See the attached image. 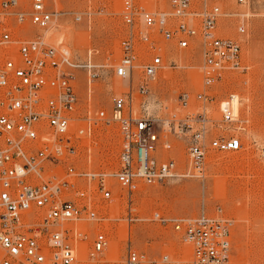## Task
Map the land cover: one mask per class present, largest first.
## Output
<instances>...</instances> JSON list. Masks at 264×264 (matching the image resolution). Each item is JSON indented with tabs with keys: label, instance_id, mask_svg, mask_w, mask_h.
Segmentation results:
<instances>
[{
	"label": "built area",
	"instance_id": "1",
	"mask_svg": "<svg viewBox=\"0 0 264 264\" xmlns=\"http://www.w3.org/2000/svg\"><path fill=\"white\" fill-rule=\"evenodd\" d=\"M123 1L125 30L119 59L108 64L90 60L79 64L63 41L48 37L64 14L50 9L49 0H0V264H78L69 231L61 225L104 217L94 207L95 190L78 187L76 179L96 182L106 201L113 198L109 181L115 180L127 191L131 206L132 194L140 184L154 185L179 174L202 177L211 152H237L243 147L236 133L247 129V120L236 112L238 97L230 94L220 101V118L211 111L216 100L213 86L230 71L249 69L241 40L219 32V20L229 14L218 5L208 7L207 2L196 8V0H168L169 10H149L134 0ZM241 16L245 20L247 15ZM75 20L80 21L81 16ZM27 25L42 32L21 35ZM237 29L246 33L244 23ZM157 34L176 40L181 49L189 48L200 36L203 89L194 95L180 93L178 109L169 111L164 106L163 115L151 117L144 111V100L151 91L150 82L167 67L155 44ZM80 68L88 70L90 82L99 78V69L107 68L129 85L126 93L113 97L108 117L101 112L96 118L80 119L89 121L88 130L75 128L80 102L75 71ZM137 72L140 85L130 87ZM98 120L119 126V168L114 172L79 171L68 159L77 154L80 140L91 135V124H98ZM168 135L189 138L184 173H178L174 158L160 155V149L173 148ZM71 192L85 204L71 198ZM153 219L182 232L192 251L190 264H231L234 220L222 208L214 215L204 212L196 217L168 218L157 212ZM75 234L82 236L77 231ZM108 244L107 235L97 233L91 257L103 253ZM168 261L167 255L149 258L129 247L123 264Z\"/></svg>",
	"mask_w": 264,
	"mask_h": 264
},
{
	"label": "rangeland",
	"instance_id": "2",
	"mask_svg": "<svg viewBox=\"0 0 264 264\" xmlns=\"http://www.w3.org/2000/svg\"><path fill=\"white\" fill-rule=\"evenodd\" d=\"M134 1L149 10L170 9L168 0ZM246 1L240 4L238 0H196L194 5L196 8H202L206 2L208 7L218 5L229 14L219 20V32L241 40L249 69L230 71L213 86L216 100L211 111L220 118V101L230 94L238 97V115L247 120V129L236 133L243 140L242 149L211 152L202 177H175L154 185L140 184L132 194L131 206L127 203V191L115 180L109 181L113 198L106 201L97 191L96 182L76 179L78 187L95 190L92 201L104 217V220L81 219L61 225V229L69 231L78 264H123L129 247L149 258L167 255L166 264H190L192 251L183 241L182 232L161 224L153 216L157 212L168 218L196 217L204 212L214 215L218 207L234 220L231 264H264V0ZM48 7L64 13L48 37L63 41L74 62L85 64L90 60L94 64H108L119 59L125 30L123 0H49ZM242 14L247 15L245 20ZM76 16H81V20L76 21ZM242 23L246 26L245 34L237 29ZM26 27L27 31L21 35L31 37L42 32L36 26ZM154 38L167 67L150 82L151 91L144 100V111L151 117L161 112L163 115L164 106L178 109L180 93L187 91L194 95L203 89L201 39L181 49L176 40H165L158 34ZM75 72L80 100L75 128L84 126L88 130L89 121L80 119L96 118L101 112L108 117L113 97L126 93L129 85L115 76L112 69H99V78L91 82L85 68ZM138 72L130 81V87L140 85ZM167 140L173 148L160 149L161 157L174 158L178 173L186 172L187 139L168 135ZM120 149L118 124L108 125L98 120V124H91V135L83 136L77 154L68 161L79 171L114 172L119 168ZM70 195L77 198L73 192ZM79 201L85 204L82 199ZM76 231L82 236L76 235ZM99 232L107 235L109 244L103 253L93 258L90 252Z\"/></svg>",
	"mask_w": 264,
	"mask_h": 264
},
{
	"label": "bare ground",
	"instance_id": "3",
	"mask_svg": "<svg viewBox=\"0 0 264 264\" xmlns=\"http://www.w3.org/2000/svg\"><path fill=\"white\" fill-rule=\"evenodd\" d=\"M166 10H169V9H166ZM197 37L200 38V36H197ZM196 39H197V38L193 39L192 41L195 42ZM193 42H192V43H193ZM201 46H202V45H201ZM177 67H178V66H177ZM177 67H176V68H177ZM238 106H239V101H236V102H235V108H236V112H237V113H238ZM166 107H167V106H166ZM164 108H165V107H164ZM168 108H169V111L173 109V108L170 109V107H168ZM163 110H164V109H163ZM119 133H120V132H119ZM176 136H178V135H176ZM178 137H183V138L187 139V140H186L187 143H188V141H189V138H188V137H184V136H178ZM187 143H186V146H187ZM180 175H181V174H179L177 177H185V176H180ZM142 254H144V253H142ZM145 255H146V254H145ZM146 256H147V255H146ZM147 257H148V256H147Z\"/></svg>",
	"mask_w": 264,
	"mask_h": 264
}]
</instances>
